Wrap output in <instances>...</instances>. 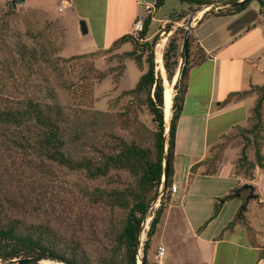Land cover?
I'll return each instance as SVG.
<instances>
[{
    "label": "trees",
    "instance_id": "1",
    "mask_svg": "<svg viewBox=\"0 0 264 264\" xmlns=\"http://www.w3.org/2000/svg\"><path fill=\"white\" fill-rule=\"evenodd\" d=\"M163 1L155 0L154 6L157 8ZM180 1H187L189 7L199 8L218 0ZM220 1L221 6L205 10L199 20L211 14L238 12L251 1L256 2L260 14L264 16V0H241L237 3H233L236 0ZM9 5H13L11 1ZM184 16L183 11H171L165 28L170 29L171 21H178ZM151 20L152 13H148L144 18L143 29L137 34L122 33L107 42L108 46L105 48L99 47L78 54L91 56L94 52L111 51L120 48L124 43H130V48L116 52L117 72H113L115 68L112 65L105 69L95 67V57L83 67V70L97 79H102L110 73H122L126 58L133 59L143 69L135 84L120 92V95L129 96L121 110L112 112L95 109L84 114L77 112L70 115L57 100L53 88L48 85L38 90L35 97L25 96L18 104L0 106V128L11 135L13 141L20 146L30 147L42 157L57 164L80 170L88 178L101 179L103 183L96 184L89 190L85 189L89 198L93 202L123 210L113 234L114 249L100 257L98 264H120L121 261L125 264H136L141 223L149 210L150 202L157 196L163 183L159 204L152 212L143 241L144 264H148L147 255L151 241L171 199L176 127L188 86L189 70L208 56L192 30L185 34L186 50L184 37L180 51L177 43V34L180 32L183 36L185 28L177 27L170 35L162 52L163 66L169 80L177 74L175 71L178 54L183 62L174 82L176 92L172 97V113L166 135L165 86L160 72L155 68L157 50L155 61L153 51L158 34L156 32L150 39L146 38ZM14 46V55L23 60L26 66L43 61L52 67L58 64L59 59H67L58 55L54 58L53 53L59 48L53 47L52 51V46L40 41L28 44L18 38L14 40ZM73 57L74 55L70 56ZM249 93H254L256 98L250 108L248 123L237 125L244 143L234 160L235 173L247 179L253 177L256 167L264 170V83H250L243 90L231 91L222 101L226 103ZM142 113L147 117H143ZM247 149L251 151V156L248 155ZM165 155L167 170L163 179ZM220 155L210 151L204 159L190 166L189 176L201 164H204L202 173H213ZM234 190L235 188L231 189L229 194L215 201L213 215L218 211L221 200L233 197ZM241 191L237 198H241ZM243 216V212L238 214L237 211L226 226L231 227ZM41 258L61 260L68 264H93L78 237L68 236L47 222L26 221L11 216L0 199V264H34Z\"/></svg>",
    "mask_w": 264,
    "mask_h": 264
},
{
    "label": "rangeland",
    "instance_id": "2",
    "mask_svg": "<svg viewBox=\"0 0 264 264\" xmlns=\"http://www.w3.org/2000/svg\"><path fill=\"white\" fill-rule=\"evenodd\" d=\"M9 1L0 0V106L18 104L25 96L35 97L38 90H42L44 85H48L53 88L57 100L62 103L64 109L70 115L77 112L84 114L95 109L112 112L122 109L129 96L120 95V92L123 89L132 87L143 69L133 59L126 58L122 73L119 75L118 73H110L102 79H97L95 76L92 77V74L90 76L89 73L83 70V67L95 57L93 60L95 67L105 69L107 66L112 65L115 68L113 72H117L118 59L116 52L130 48V43H124L120 48L111 51H97L91 56H79V52L95 47L93 44L94 37L100 43V41H107L108 35L104 32H98L92 26L89 28V33L80 35L77 28L79 16L75 15V12L71 9L55 10V14L59 15V17H56L55 15L49 16L42 9L28 6L23 2L12 3L13 5L10 6ZM221 2L218 0L213 4L196 8L195 6L189 7L190 4L187 1L165 0L154 12L155 19L150 22L146 35L156 32L158 34L153 47L154 61L155 50H157L155 68L164 80L165 90L166 84L169 85V88L171 87V99L173 97L172 93L176 92L173 83L175 77L172 80L166 77L162 59V52L170 35L177 27L185 28L183 36L180 32L177 34L178 51H180L183 43L182 37L185 36L186 31L192 29L196 22V16L211 7L216 9L221 6ZM173 10L175 12L183 11L185 16L178 21H171V28L166 29L163 20ZM62 14H68V17L64 16L63 18ZM96 20H100L101 23L104 22L103 18L91 19L90 21L94 22ZM18 38L28 44L37 41L48 43L52 46V51L53 47L59 48L53 53L54 58L58 55L67 59H59L58 64L52 67L43 61L26 66L23 60H19L14 55V40ZM72 55L74 57L70 58ZM176 59L178 63L175 76H178V69L183 59L179 54ZM255 79H264V75L263 78L260 75H255ZM258 83L262 82L258 81ZM190 106L187 104L184 109H189ZM171 113L172 110H170L168 116L165 114L167 121H165L164 130L166 135L168 134ZM141 115L147 117L144 113ZM262 133L264 134V122ZM209 139L212 140L211 131L209 132ZM195 140L196 144L194 145L179 144L178 151L181 153L179 157L182 156L183 160L187 161V157H185L186 148L200 149L201 144H197V137ZM226 143L232 145L226 149V154L229 156L237 155L236 153L240 151L244 143L243 137L239 134V127L236 126L233 131L224 135L222 142L211 146V153L215 151L220 155ZM86 150L89 151L90 149ZM246 151L251 156V151L249 149ZM262 152L264 153V139ZM200 171L196 169L191 176L188 175L190 179L197 178L195 187L186 197L187 211L193 218L198 216L200 209L205 210L208 200L206 193L210 189L212 191L218 183L217 179L201 175ZM196 173H199V175ZM254 178L260 179V184L255 187V191L264 197V175L259 178V175L256 174ZM174 181L178 190L173 193V199L178 202L186 182H184L183 177L174 178ZM101 183H103L101 179L88 178L80 170L57 164L42 157L30 147L18 145L13 141L11 135L0 128V199L5 204L8 213L26 221L47 222L68 236L78 237L83 242L93 264H98L100 257L105 256L107 252L114 249L112 243L114 230L117 221L123 215L122 209L96 203L89 198L85 189L89 190L94 185ZM245 195V190L241 191V204L245 201ZM219 197L221 196L216 198L219 199ZM159 201L160 196L158 195L150 202L144 221V223L148 222V227L152 212L158 206ZM228 207L229 205L222 212L221 219L228 214ZM243 214L250 220L251 225L256 230H259L261 234L264 233V203H259L254 198L249 199ZM202 215H205V213H202ZM146 231L147 229L141 230L139 233L136 264L140 262L139 258L143 254V241L146 237ZM180 237L164 236L167 251L164 256L159 258L156 256L159 236L154 235L148 250V264H195L192 238L183 236V239H180ZM229 237L237 238V236ZM252 237L261 242L264 241V236ZM224 248L220 245L218 254ZM225 249L231 255L232 250L230 248ZM119 263L125 264L123 261ZM34 264L68 263L51 258H41Z\"/></svg>",
    "mask_w": 264,
    "mask_h": 264
},
{
    "label": "crops",
    "instance_id": "3",
    "mask_svg": "<svg viewBox=\"0 0 264 264\" xmlns=\"http://www.w3.org/2000/svg\"><path fill=\"white\" fill-rule=\"evenodd\" d=\"M143 1L154 5L155 0H24L23 3L40 8L47 15L56 17L59 15L55 14V10L71 9L79 18L86 20L88 27L86 33H89L92 26L98 32L108 35L107 41L100 43L92 35L95 47L81 51L88 52L99 47L105 48L108 46L107 42H111L120 34L132 32L136 14L146 11ZM154 8L152 20L155 19L154 12L157 9L155 6ZM201 15L202 12L196 16V22L191 30L208 56L189 70L188 86L176 127L173 157V182L175 184L174 178L183 177L186 183L183 186V193L180 194V201L176 202L173 199V193L178 187L171 191V199L154 235L159 236L158 245L161 244L165 248L163 256L167 251L164 236H181L180 239L189 236L193 240L195 264H264V241L252 237L264 236V233L256 230L246 216L237 220L231 227L226 226L239 210L240 198L233 196L221 200L218 211L213 215L217 196L229 194L231 189L245 180L253 183L255 191V187L260 184V179L254 178L255 175H259V178L264 175L260 167L255 168L251 179L236 174L234 160L237 155L226 154V149L232 146L231 144H224L213 173H202L204 164L197 167V171L202 170L201 175L217 179L218 183L212 191L210 189L206 193L208 200L205 210L200 209L198 216L194 218L187 211L186 197L195 187L197 180L195 177L189 178L190 166L204 159L209 154L211 146L222 142L224 135L233 131L237 125L248 123L250 108L256 96L247 94L226 103L222 101L231 91L243 90L250 83L258 81L264 83V79H255V75H260L261 78L264 75V16L260 14L256 2L251 1L235 13L211 14L199 20ZM62 16L68 17V14ZM96 18H103L104 22L90 21ZM168 19L169 15L164 18L163 23ZM152 34L147 35V38ZM187 104L191 105L190 108L184 109ZM210 131L212 140L209 139ZM196 137L197 144H201L200 149L186 148L187 161L183 160L182 156L179 157L181 154L178 151L179 144L194 145ZM227 205L228 214L221 219ZM220 245L230 248L231 255L225 248L218 254Z\"/></svg>",
    "mask_w": 264,
    "mask_h": 264
},
{
    "label": "water",
    "instance_id": "4",
    "mask_svg": "<svg viewBox=\"0 0 264 264\" xmlns=\"http://www.w3.org/2000/svg\"><path fill=\"white\" fill-rule=\"evenodd\" d=\"M10 1L13 4H15V3H22L24 0H10ZM240 1L241 0H236L233 3H237V2H240ZM205 6H207V5H205ZM78 30H79L80 34H85L88 31L87 22H86V20L84 18H79V20H78ZM184 43H185V50H186V35L184 36ZM179 71H180V68L178 69V73H179ZM176 79H177V76L175 77L173 83L175 82ZM162 82H163V78H162ZM174 94L175 93H172V96ZM163 111H164V100H163ZM163 164H164V168H163V175L162 176H163V179H164V177L166 176V170H167V155L164 156ZM242 189H247L248 192L245 195V201L239 207L238 214L242 213L243 210L246 208V205H247V202H248L249 199L254 198L258 202H264V197L261 196V194H259V193H257V192L254 191V185H253V183H251L248 180H245L240 185H238L235 188V190L232 192V195L233 196H238L240 194V191ZM162 191H163V183H161V186H160V191L158 193L159 196L161 195ZM158 195H157V197H158ZM145 217H144V219H143V221L141 223V229H140V231L143 228V224H144V221H145ZM139 259H140V262L138 264H144V255L143 254H142L141 258H139Z\"/></svg>",
    "mask_w": 264,
    "mask_h": 264
},
{
    "label": "built area",
    "instance_id": "5",
    "mask_svg": "<svg viewBox=\"0 0 264 264\" xmlns=\"http://www.w3.org/2000/svg\"><path fill=\"white\" fill-rule=\"evenodd\" d=\"M144 7H145V12H139L136 14L134 20H133V24H132V32L134 34H137L140 30L143 29V22H144V18L145 16L148 14V13H152L154 11V5L151 3V2H148V1H143L142 2ZM163 178V176H162ZM161 186V185H160ZM171 191L175 190L176 189V185L174 184V182L171 184ZM148 222H145L144 225H143V228L142 230L144 231L145 229H148ZM164 246L159 244L157 246V253H156V256L161 258L163 256V253H164Z\"/></svg>",
    "mask_w": 264,
    "mask_h": 264
},
{
    "label": "bare ground",
    "instance_id": "6",
    "mask_svg": "<svg viewBox=\"0 0 264 264\" xmlns=\"http://www.w3.org/2000/svg\"><path fill=\"white\" fill-rule=\"evenodd\" d=\"M170 88H169V85L166 84V90H165V101H166L165 114H166V116H168V114L170 113V110H171V101H172V99H171Z\"/></svg>",
    "mask_w": 264,
    "mask_h": 264
},
{
    "label": "flooded vegetation",
    "instance_id": "7",
    "mask_svg": "<svg viewBox=\"0 0 264 264\" xmlns=\"http://www.w3.org/2000/svg\"><path fill=\"white\" fill-rule=\"evenodd\" d=\"M242 190H245V194L248 192V190H247V189H242Z\"/></svg>",
    "mask_w": 264,
    "mask_h": 264
}]
</instances>
